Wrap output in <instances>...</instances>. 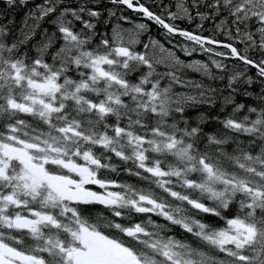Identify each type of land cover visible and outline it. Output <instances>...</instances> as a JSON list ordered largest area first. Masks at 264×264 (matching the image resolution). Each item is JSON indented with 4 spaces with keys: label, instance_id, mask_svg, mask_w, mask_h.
<instances>
[{
    "label": "snow or ice",
    "instance_id": "1",
    "mask_svg": "<svg viewBox=\"0 0 264 264\" xmlns=\"http://www.w3.org/2000/svg\"><path fill=\"white\" fill-rule=\"evenodd\" d=\"M0 264H264V0H0Z\"/></svg>",
    "mask_w": 264,
    "mask_h": 264
}]
</instances>
